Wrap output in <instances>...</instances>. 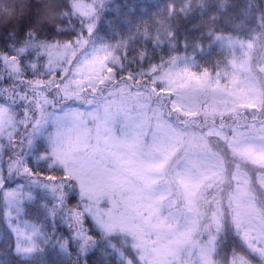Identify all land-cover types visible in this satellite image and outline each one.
<instances>
[{
    "label": "snow or ice",
    "instance_id": "6c2138e0",
    "mask_svg": "<svg viewBox=\"0 0 264 264\" xmlns=\"http://www.w3.org/2000/svg\"><path fill=\"white\" fill-rule=\"evenodd\" d=\"M0 264H264V0H0Z\"/></svg>",
    "mask_w": 264,
    "mask_h": 264
}]
</instances>
